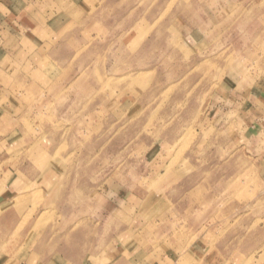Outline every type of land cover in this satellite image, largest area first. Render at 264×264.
Listing matches in <instances>:
<instances>
[{"label":"rangeland","instance_id":"374dc122","mask_svg":"<svg viewBox=\"0 0 264 264\" xmlns=\"http://www.w3.org/2000/svg\"><path fill=\"white\" fill-rule=\"evenodd\" d=\"M208 1L0 0V264H264V0Z\"/></svg>","mask_w":264,"mask_h":264},{"label":"crops","instance_id":"0c3cea01","mask_svg":"<svg viewBox=\"0 0 264 264\" xmlns=\"http://www.w3.org/2000/svg\"><path fill=\"white\" fill-rule=\"evenodd\" d=\"M198 1H201V0H198ZM209 1H211V0H209ZM194 33H196V32H193V34ZM197 33H198V36H201V35L205 36V32H203L201 30H197ZM261 83L264 84V79L261 81ZM247 102H249V103L246 104V105H248L249 107L246 106V109L248 107V111L251 112L252 117L255 119V121L258 120V117H260L261 115H264V87H260V89H257V90L255 89L251 93L250 96H247ZM253 118H251L252 119L251 121H253ZM261 119L264 122V118L263 117L260 118L259 123H257V125H258L257 128H261L262 129V126L264 124L260 123V122H262ZM253 123H254V126H251V129H254L255 126H257L255 124V122H253ZM115 259L121 260V259H123V257H121L120 255H117ZM215 260H217V259H215ZM214 264H221V263H216L215 262Z\"/></svg>","mask_w":264,"mask_h":264}]
</instances>
